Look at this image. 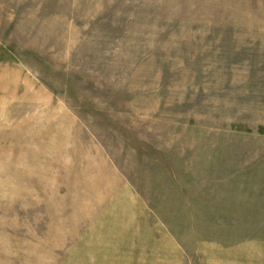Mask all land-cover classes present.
Wrapping results in <instances>:
<instances>
[{
	"label": "rangeland",
	"instance_id": "1",
	"mask_svg": "<svg viewBox=\"0 0 264 264\" xmlns=\"http://www.w3.org/2000/svg\"><path fill=\"white\" fill-rule=\"evenodd\" d=\"M0 264H264V0H0Z\"/></svg>",
	"mask_w": 264,
	"mask_h": 264
}]
</instances>
